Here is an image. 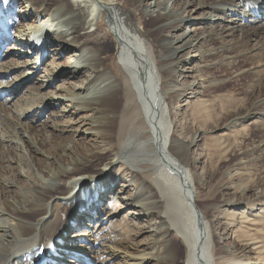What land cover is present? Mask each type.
Returning a JSON list of instances; mask_svg holds the SVG:
<instances>
[{
	"label": "bare ground",
	"instance_id": "obj_1",
	"mask_svg": "<svg viewBox=\"0 0 264 264\" xmlns=\"http://www.w3.org/2000/svg\"><path fill=\"white\" fill-rule=\"evenodd\" d=\"M127 1L130 12L118 0H0L6 13L0 11V80L18 74L13 88L0 89V127L8 120L4 104H11L8 110L17 117L9 125L12 136H0V264H178L172 238L185 249L183 264H264L257 238L237 233L248 219L241 205L264 197V175L258 173L264 166V88L243 116L230 105L218 109V116L234 118L238 132L249 118L261 134L227 166L220 201L203 206L205 212L197 206V187L208 188L211 177L206 172L200 182L189 171L193 162L187 147L195 140L183 136L177 120L189 108L196 116L214 112L204 93L224 82L209 80L206 69L243 63L235 76L251 75L247 93H256L264 79V24L244 30L239 22L234 28L207 23V9L236 16L232 9L247 7L253 13L251 0L243 5L244 0H184L183 8L168 1ZM224 1L231 10L213 8ZM189 8L201 16L192 18ZM13 10L18 24L8 14ZM256 12L261 20L263 6ZM133 13L141 15L145 29ZM184 15L188 27L180 31L181 24L173 26ZM173 28L179 33L167 36ZM6 29L14 32L10 40ZM48 47L56 54L45 66V81L38 83L34 75ZM33 51L40 56L27 57ZM23 89L28 101L18 112L19 102L12 100ZM47 107L54 110L53 128L47 133V121L38 123L42 133L29 144L26 134L36 132L33 124ZM201 122L190 125L205 134L208 121ZM229 124L215 130L214 142L231 136ZM14 136L26 145L37 174H21ZM254 189L260 193L251 194ZM113 202H121L119 209L93 224V214L97 221L109 207L103 204ZM222 205L229 206L223 211L231 219L218 232ZM120 218L129 238L115 230ZM81 225V232L65 235Z\"/></svg>",
	"mask_w": 264,
	"mask_h": 264
},
{
	"label": "rangeland",
	"instance_id": "obj_2",
	"mask_svg": "<svg viewBox=\"0 0 264 264\" xmlns=\"http://www.w3.org/2000/svg\"><path fill=\"white\" fill-rule=\"evenodd\" d=\"M148 2V0H144L143 3ZM168 1V6H170L171 3L176 4V5H180V7H182L184 0H157V2H167ZM229 1V0H228ZM228 1H224V2H219L217 5L213 6L217 7V9L219 10H231V6L229 5L230 2L228 4H226ZM51 3V1H49ZM118 2H120V7H124V9L126 8L129 12H130V4L127 0H118ZM250 0H244L242 1V5L245 3H249ZM167 6V7H168ZM263 6L264 9V5L260 4L258 1L256 0H251V7L253 10V13L248 11L247 7H244L240 10H238V8H234L232 9L233 13L236 14V16L231 15L230 13H227V15H221L216 13L215 11H213V9H207L205 12H209L210 17L209 20L207 19V23L209 22V24L213 25V24H221V26L223 27H227V28H231V27H235L241 23L244 26V30H250L251 27H256L258 26V24H264V15L261 17L260 20V16L259 14H257V10L261 9ZM164 7V6H163ZM184 7V6H183ZM182 7V8H183ZM18 8L20 9V6L17 5V10ZM2 9H4V6H2L0 8L1 11V15L6 17V13L3 14L2 13ZM163 10V8H161ZM24 11H28L27 8L23 9ZM189 10H191V14H192V18H199L201 16L200 12L196 10L195 8H189ZM161 12V11H160ZM183 12V10H179L177 12V14H181ZM231 12V11H230ZM10 18L12 17L14 19V21H16L15 23L18 24V20L15 16L14 10L10 13H8ZM162 14V13H161ZM199 14V15H198ZM15 16V17H14ZM133 16L135 18H137V22L139 24V28H141V30H143L144 26H140V16L135 15L133 13ZM9 18V20H10ZM11 18V19H12ZM186 18V19H185ZM39 19V18H38ZM188 18L186 17V15H184L181 20H179L173 27H177L180 24L182 25L180 28V31H183L184 29H187V20ZM238 19L240 21H238ZM253 19L256 20V24L252 23ZM40 20V19H39ZM251 22H248V21ZM42 21V20H41ZM211 21V22H210ZM221 21V22H220ZM234 21V22H233ZM244 21H247L244 23ZM204 23V21H203ZM3 23H0V25ZM18 27H21V25H17L13 27V31L15 32ZM186 27V28H185ZM104 27H102L103 30ZM145 29V28H144ZM7 31V29L5 30ZM14 32H11L12 37H14ZM179 33L178 31H176V28L171 29L169 32L165 33L167 34V36L169 35V37L171 35H175V33ZM6 33V32H5ZM7 34V39L10 40V38L12 37H8L9 33ZM148 39V38H147ZM254 40H256V38H252V42H254ZM250 42L249 48L251 47L252 43ZM8 45H11V43L9 42ZM2 49H6L5 46H1ZM8 48V47H7ZM50 49H52L51 47H48V49L45 51L41 62H39L38 67L40 68L39 72H36L34 75L35 80L37 79V82L39 83L40 81H45V78L47 75V73H45V66L50 64L52 61V57L55 56L56 52L51 51ZM38 53V56H40V52H32V55H27V57H29L30 59H34L36 54ZM17 54H15L16 56ZM6 57V55H5ZM44 58H48L45 60L44 63L43 59ZM66 58V55H64V58ZM12 60H17L16 57H12L9 58ZM7 59V61L9 60ZM3 61H6L3 60ZM10 61V60H9ZM2 61H0L1 64ZM239 64V65H238ZM243 65V63H239V62H235L234 64L231 65V67H229L228 69H225V67L223 65L217 66L215 69H206V74L208 77H210L209 80H213V81H223L224 84L220 87V89L218 88H214L213 90L209 89L207 92H205L204 94H206V97L203 99H207V103L210 106H214V112L206 115L203 114L200 116H196L193 115V112H191V108L188 109V111L185 113L183 112V116H180L177 118L178 125L182 124V128H179L180 131H183L185 135H183L186 138H190L191 140H195V144L187 147L188 148V153L186 155V157L191 158V161L193 162V165L191 168L188 167L189 171L191 170L193 172V174L195 175L196 180H205V173L209 172L211 180L208 183V188L206 189H202V188H198L197 187V194H196V198H197V203H198V207L201 208L202 211L205 212V210L203 209V206L205 205H211V204H216L220 201V195H219V191L221 189V185L225 182V173L227 172L228 168L227 166L230 165L233 161L236 155H238L239 153L243 152L244 150L246 151L248 148H250L254 143H256L259 140V136H260V132L257 130L255 124H252V121L249 120V118H245L246 120H244V129L237 130V127L234 126L235 125V121H232L234 118H232V116H226V117H220L218 116V111L219 110H229L230 106L235 107V108H240V110L242 112H244L245 110L243 109H247L248 105L251 104V102L257 98L260 97V93L263 92V88H264V79L261 80L259 83L260 87L259 89L256 91L255 94L251 95L249 93H247L248 91V87L252 86L251 84L254 83L252 81L251 75H247V74H243L240 76H235L236 75V69L239 68L240 65ZM1 67V66H0ZM18 71H22L20 70V67H18ZM178 70H181V67L177 68ZM2 70V67L0 68V71ZM180 73V71H179ZM2 71L0 72V77L2 75ZM17 73H12L11 76L6 77L5 81L0 80V89H4V90H10L11 88H13L16 85V77ZM37 74V75H36ZM20 75V73H19ZM18 76V74H17ZM44 78V79H43ZM177 80V82H180L181 78H179V74L177 75V77L175 78V81ZM3 82V83H2ZM14 82L11 86L7 85L8 83ZM16 82V83H15ZM34 84V83H33ZM60 83H58L59 85ZM7 85V86H5ZM32 85V84H31ZM29 85V86H31ZM5 86V87H4ZM4 87V88H3ZM11 87V88H10ZM53 91V89L49 90ZM15 98H13L12 102L14 103H18V112H22L24 108V102L26 105V102L28 101V95L26 93V90L23 89L22 91L18 92L17 94H15V96H13ZM183 97V96H182ZM183 98H179V100H177V102H175L174 106L178 107L181 104V101ZM21 100V101H20ZM217 102V103H216ZM211 103V104H210ZM213 103V104H212ZM229 103V104H228ZM218 104V106H217ZM5 107V111L4 114L7 116L8 118V122L9 120L11 122H7L5 123V125H2L0 127V136H3L4 138L6 137H10L12 135H10L11 132V128H10V124H13L12 122L17 121V117L16 114H14L13 112H11L10 109L11 108V104L10 105H6L4 104ZM224 105H230L229 109L226 107L223 109ZM23 106V107H22ZM29 108V106H27ZM25 107V108H27ZM264 108V106L262 107ZM219 109V110H218ZM53 108H46V111L43 112V117L41 118V121L38 122H34V126L33 128L36 127V132H32V133H27L26 134V139L27 137H29V139H27L29 141V144H32V138L36 137L38 134L37 132H40L39 134H41V129L39 128V124H43L44 122L47 121V133H49V129L52 130L53 128V119L51 117ZM217 111V112H216ZM240 111V112H241ZM8 112V113H7ZM240 112H238L240 115ZM7 113V114H6ZM12 113V114H11ZM226 114H229L228 112H226ZM245 115L242 114V116ZM193 116H194V121L193 120ZM205 116H209L208 118ZM11 117H13L11 119ZM16 117V118H14ZM228 117L230 120H228ZM21 119V116L19 117ZM18 118V119H19ZM183 118V119H182ZM207 118V119H206ZM185 119V120H184ZM202 120H207L208 124L206 125L205 129V134H200L199 132H195L196 128L194 129L193 127H195L194 125H192V123H197V126L202 124ZM225 120V121H223ZM185 122V123H184ZM225 122V123H224ZM232 122V123H231ZM39 123V124H38ZM229 124V127H227L228 129H230V132L228 133L229 138L227 139L226 137H222L223 140L221 141H213V138H217L216 136H218V131L216 132L215 130H217L218 127H224L226 125ZM191 124V125H190ZM224 124V125H223ZM10 125V126H9ZM186 125V126H185ZM220 125V126H219ZM223 125V126H222ZM185 126V127H184ZM231 126V127H230ZM192 127V128H191ZM216 127V128H215ZM56 128V127H55ZM213 128V129H212ZM8 129V130H7ZM236 129V130H234ZM235 131V132H234ZM193 132V134H192ZM233 132V133H232ZM195 133V134H194ZM212 133V134H211ZM226 133V132H225ZM55 134V133H54ZM201 135V136H200ZM214 136V137H213ZM13 138H15V142H18V148L17 151H15L16 156L19 157L18 158V167L20 168V172L23 176H26L30 174V172H34L35 174H37L38 172L35 171L34 166L32 165V163L30 162V155L28 152V149L25 147L26 145L22 144L21 141L18 140V138H16V136H14ZM219 140V137H218ZM179 145H181L182 143L177 142ZM33 146V145H31ZM182 149L185 151L186 150V146L184 145L182 147ZM44 151V150H42ZM47 151V150H46ZM20 154V155H19ZM179 158V157H178ZM20 159V160H19ZM180 159V158H179ZM181 160V159H180ZM248 160L251 162L252 161V157L248 158ZM205 168V169H204ZM204 172V173H203ZM261 172L259 177H262L264 175V166L261 165L258 168V173ZM204 176V177H203ZM203 177V178H202ZM258 177V176H257ZM220 188H219V187ZM219 188V189H218ZM260 189L257 190H253L250 193L254 194V193H260L259 191ZM258 191V192H257ZM208 197V198H207ZM239 198V197H238ZM264 198V197H263ZM261 199L257 202V200L253 201H245V203H243L241 205V210H245L247 212L248 215V219H243L241 221L240 227L238 228V232H243L246 231L247 234L249 235H253V237L257 238L258 241V248L260 249L261 252V256L264 258V199ZM257 202V203H256ZM260 202V203H259ZM91 204H96V201L91 202ZM105 205H109V207H106L105 211L98 216L97 221L96 219H94L95 215L93 214V219L92 222L93 224L96 223L98 224V220L101 217L106 216L107 217V213H110L114 210H118L119 207L121 206V202H113V203H104L103 206ZM261 205V206H260ZM263 206V207H262ZM97 206H93L92 210L94 212ZM212 208L211 206L208 207V209ZM260 208V211L258 210ZM224 209H226L227 211H229V206H224L222 205L220 210H219V214L217 217H220V226H219V231H223L224 230V226H225V222L227 220H230L231 217L229 216V212L227 213V211H223ZM108 210V211H107ZM214 210V214H215ZM97 213H101L100 210L97 211ZM212 213V210H209L207 212V216H210ZM227 213V214H226ZM238 213V212H237ZM260 213V214H259ZM223 214V215H222ZM226 218H225V216ZM257 215V216H256ZM256 217V218H254ZM224 218V220H223ZM254 218V219H253ZM109 219V218H108ZM119 219V218H118ZM257 219V220H256ZM91 220V219H90ZM114 220H112V222H114ZM254 222V223H253ZM84 225L79 226L80 228L74 229L75 227H73V229H71L70 231H68L65 235H72L74 234L75 230L77 231H82L84 230ZM113 226V224H112ZM137 228V226H136ZM115 230H118V233L121 231L124 234V237L126 235L125 238H129L128 235V230H126L125 228V224H124V219L118 220V225L115 227ZM134 232V231H132ZM120 235V234H119ZM142 238V239H141ZM137 240L143 241V236L140 238H137ZM173 242V244L176 246L177 251H178V264H183V260H184V256H185V249L183 247V245L180 244L179 240H175L174 238H172L171 240ZM233 241L231 239H228L227 241H225L223 243V245L227 244L229 245L231 242ZM70 246V245H69ZM69 252L71 251L70 249L68 250Z\"/></svg>",
	"mask_w": 264,
	"mask_h": 264
}]
</instances>
